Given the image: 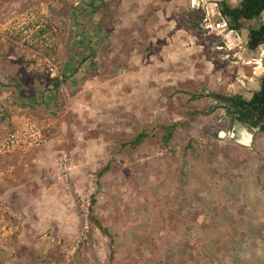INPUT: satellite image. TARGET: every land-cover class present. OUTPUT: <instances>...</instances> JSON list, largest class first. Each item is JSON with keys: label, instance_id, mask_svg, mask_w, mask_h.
I'll use <instances>...</instances> for the list:
<instances>
[{"label": "rangeland", "instance_id": "rangeland-1", "mask_svg": "<svg viewBox=\"0 0 264 264\" xmlns=\"http://www.w3.org/2000/svg\"><path fill=\"white\" fill-rule=\"evenodd\" d=\"M130 1L0 0V264H264V132L232 141L207 97L259 88L261 48L239 51L264 11L234 53L170 0Z\"/></svg>", "mask_w": 264, "mask_h": 264}, {"label": "trees", "instance_id": "trees-1", "mask_svg": "<svg viewBox=\"0 0 264 264\" xmlns=\"http://www.w3.org/2000/svg\"><path fill=\"white\" fill-rule=\"evenodd\" d=\"M85 5V4H84ZM93 4L90 3L89 7H92ZM264 11V0H243L242 3L240 4V6L238 8H230L228 7L225 3H222V15L224 17H227L230 20V24H232V26H229L230 30H238L240 28L239 25V20L240 19H245V20H254L259 18V16L261 15V13ZM250 37H249V42H248V47L251 50H255L259 45L264 43V22L252 26L250 27ZM42 32V31H40ZM43 33V32H42ZM41 33V34H42ZM85 38V36L83 37V39ZM89 55H87L85 58H81V62L82 61H87L88 60ZM71 65L74 66L75 63L77 61H70ZM61 79L58 77H53L52 78V84L54 86L55 89H57L59 87ZM50 91V90H48ZM203 96H199L198 98H202ZM207 97L209 98H213V99H217V100H221L224 102H229L230 105H226L224 108L228 109V111H230V109L233 107L236 109V113H238L239 115V120H245L247 118H249L251 115L257 113L259 114V119L264 117V77L261 80V90L260 92H258L257 94H255L254 98L250 101V102H246L245 100H243L241 98V96H233V97H224L221 95H218L216 93H210L207 95ZM197 99V98H196ZM216 107H211L209 110V112L214 111ZM192 119L194 118L195 115H192ZM176 126L175 125H168L167 127L164 128V134L162 135V140L164 144H167L171 141V139L173 138V132L175 131ZM263 132V130L261 131ZM138 138L135 141V144L139 143L142 138L143 135L140 134L137 136ZM237 149H244L242 146H237ZM235 150V151H236ZM240 152V154H238ZM243 152V151H242ZM241 151H238L237 154H235L234 152L232 154H234V158H242L243 154ZM213 153L210 152L208 154L209 158L207 159L208 161H210L211 157L210 155H212ZM231 154V153H230ZM231 154V155H232ZM236 158V159H237ZM250 160H253L254 162L257 163H261L263 162V158H255L252 157L250 158ZM107 167L102 169V171L98 172V177L103 176V174H105L107 172ZM97 222V221H96ZM98 228L100 230H102V232L106 235H108V231L104 228H102L98 223ZM112 240V239H111ZM52 253H50V255L48 256L50 259L51 257H53L51 255ZM109 261H111L113 259V253L111 252L110 255L108 256ZM49 260V259H46Z\"/></svg>", "mask_w": 264, "mask_h": 264}, {"label": "crops", "instance_id": "crops-1", "mask_svg": "<svg viewBox=\"0 0 264 264\" xmlns=\"http://www.w3.org/2000/svg\"><path fill=\"white\" fill-rule=\"evenodd\" d=\"M128 1H130V0H128ZM146 1L150 2V0H146ZM242 1L243 0H170L169 3L168 2L164 3V8H163L164 10L162 9L161 12L162 13L166 12L171 17L177 16L178 14H180L181 16H190V12H191V13L195 14L196 16H198L202 20V23H203L205 28L208 29V27H209L210 29H213V31H214V30H218L220 28L222 29V27L224 25H226L227 22H228V27L232 26V24H230V20L227 17H224L222 15V8L220 7V6H222V3H225L230 8H238V6L242 3ZM135 2L136 3H134L132 6V7H134L133 11L135 9H139L140 6L144 7V8L151 6L148 3L147 4L149 6L141 5L142 3H140V0H135ZM191 2L194 5V7L191 6ZM228 4H234V5L230 6ZM58 12H59V10H58ZM166 13H165V15H166ZM247 21H252V20L240 19L238 23L241 27L242 22H247ZM221 22H222V24H221ZM263 22H264V20H263ZM217 23H219L220 26L219 25L215 26ZM215 27H218V28L215 29ZM249 29H250V27L247 29V31L245 33L246 39L244 42L245 44L243 43L244 48H242L243 49L242 51H239V56L241 57L242 61L244 62V65H246V64L256 65L258 59L254 60L252 63L253 56L251 57V55H253V54H251L248 51V49H250L248 47V44H247ZM231 31L232 32L225 34V38H226L225 40H227V44H225L221 41V43H220L221 45L218 47H219V49H221L220 47L223 46V47H225L226 50H229V51L235 53V51H233L234 47L238 46L240 44V42H238L239 41V39H238L239 35L237 33V31H239V29L238 30H231ZM222 33H225V31L222 30ZM261 57L264 58V46H263V48H261ZM2 59H4V57H0V61ZM5 59H6L5 61H8L7 57ZM262 62L264 64V61H259L258 64L260 63L262 65ZM258 69L260 70V68H258ZM259 81H260V79H259Z\"/></svg>", "mask_w": 264, "mask_h": 264}, {"label": "flooded vegetation", "instance_id": "flooded-vegetation-1", "mask_svg": "<svg viewBox=\"0 0 264 264\" xmlns=\"http://www.w3.org/2000/svg\"><path fill=\"white\" fill-rule=\"evenodd\" d=\"M240 6V5H239ZM238 6V7H239ZM221 8H222V6H220ZM220 26V24L219 23H217L215 26ZM218 27H215V29H217ZM249 37H250V30H249V33H248V42H249ZM248 42H247V44H248ZM261 46H264V43L263 44H261V45H259L257 48H259V47H261ZM256 48V49H257ZM264 77V74H263V76H262V78ZM262 78H260V81H259V88L255 91V92H252L251 93V95H250V97H248V98H243L241 95H233V96H241V98L243 99V100H245L247 103L248 102H250L253 98H254V96H255V94H257L258 92H260V90H261V80H262ZM222 96V95H221ZM233 96H231V97H233ZM227 106L228 105H230V103L229 102H224ZM226 109V108H225ZM227 110V112H228V114L230 115V118L228 119V118H226L231 124H233V126H235V127H237L238 128V126L240 127V126H243V127H245V129H247V130H249V131H253V129H258V131H262L263 130V132H264V117H262V118H258L259 117V114H257V113H255V114H253V115H251L249 118H247V119H245V120H239V115H238V113H236L235 111H236V109L235 108H231L230 109V111H228V109H226ZM248 128H250V129H248ZM236 130V129H235ZM239 130H241V129H237V132H239ZM243 130V129H242ZM246 130V132L251 136V140H252V134L251 133H249L248 131ZM233 131H234V129H233ZM237 136V135H236ZM242 136V133H240V135H239V139H240V137ZM236 139V138H235ZM240 142V141H239Z\"/></svg>", "mask_w": 264, "mask_h": 264}, {"label": "bare ground", "instance_id": "bare-ground-1", "mask_svg": "<svg viewBox=\"0 0 264 264\" xmlns=\"http://www.w3.org/2000/svg\"><path fill=\"white\" fill-rule=\"evenodd\" d=\"M225 31V30H224ZM227 33H229V32H226L225 31V34H227ZM260 64V63H259ZM243 132H245V133H247L245 130H239V132H237V130H235V133H234V136H235V138H236V141L237 142H242V143H244L245 145L247 144H249V142H250V138H248L247 136H244L243 134H242V136L240 137V139H239V135H240V133H243ZM237 135V136H236ZM239 142V143H240Z\"/></svg>", "mask_w": 264, "mask_h": 264}, {"label": "built area", "instance_id": "built-area-1", "mask_svg": "<svg viewBox=\"0 0 264 264\" xmlns=\"http://www.w3.org/2000/svg\"><path fill=\"white\" fill-rule=\"evenodd\" d=\"M47 66L48 70L53 76H57L58 74V63H55L54 61H48L47 60Z\"/></svg>", "mask_w": 264, "mask_h": 264}, {"label": "water", "instance_id": "water-1", "mask_svg": "<svg viewBox=\"0 0 264 264\" xmlns=\"http://www.w3.org/2000/svg\"><path fill=\"white\" fill-rule=\"evenodd\" d=\"M222 28H223V30H225L226 32H229V33L232 32V31L230 30V28H229L228 26H226V25H224ZM260 48H263V46H261ZM248 51H249L251 54L254 52V50H251V49H248ZM263 71H264V68H263ZM263 71H262V72H263ZM263 74H264V73H263ZM263 74L261 75L260 78H262ZM242 129H245V127L242 126ZM245 131H246V130H245ZM234 133H235V130H234L233 133L231 134L230 139H232V141H234V142H237L236 139H235Z\"/></svg>", "mask_w": 264, "mask_h": 264}]
</instances>
